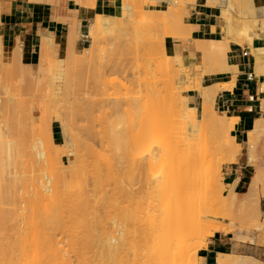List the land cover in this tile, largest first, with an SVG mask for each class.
Listing matches in <instances>:
<instances>
[{
	"label": "rangeland",
	"instance_id": "obj_1",
	"mask_svg": "<svg viewBox=\"0 0 264 264\" xmlns=\"http://www.w3.org/2000/svg\"><path fill=\"white\" fill-rule=\"evenodd\" d=\"M79 1L91 6L94 5V0ZM147 1L152 0H123L122 14L118 17L97 15L88 25L86 37L90 41L89 45L79 52H76L73 41V34L75 35V32L70 34L69 39L72 41H68V44H66L65 52H59L57 50V45L54 46L56 48H52L53 50H56V53L53 50H49L48 46L46 47L45 39L42 38V48L40 51H42L43 53H45L46 50L52 51L51 53L48 52L49 54L47 58H49L50 56L49 60L52 61L51 64H53L54 66L52 68V72L54 70V75L52 74V72H50L40 76V79L38 78L40 80V82L38 81L39 84L35 82L34 76L32 77L30 75L31 72L28 69L29 67H27V65H23L25 63L21 61V56L18 57L17 53L8 52V50L5 49L3 45H1L2 43L0 41V48H2L0 49V83L3 84L5 81L3 86H1L2 84H0V106L3 105L2 103H6L9 104L10 109L13 108L11 109V112L14 116H16L14 118H17L19 120L20 124H16H18V127L20 125L21 128H19L22 129V131L20 129L19 130L21 134L24 135L20 136V132L18 131H10L11 129L9 128V124L3 121L5 120L3 119L5 114L3 109L4 107L1 106L0 109L2 108L3 111H1L2 109L0 110V121H3L4 125L3 122H1L0 126L3 125L4 127L2 126L0 131H2L5 135L2 134L3 136L0 137V141L4 138L6 142L10 141V143L12 142V145L14 144L13 148L15 145L17 146V148H14L16 150H13V152L16 151V153H14V156L13 154H10L15 157V160L9 161L11 164L7 162L8 166L5 161L7 167L5 166V174L3 173L5 176L3 177L4 182H14V188L9 195L10 199L13 202H10L12 205H7L8 202L4 201L2 202L3 204L1 203L0 205L3 209L6 207L7 210L6 208L5 210H9L8 212H10V210H15V212H13L7 218L5 228L0 232L1 242L4 244L15 243L17 245H20V243H22L21 239L23 241L26 238L25 240L29 241V236L31 242V239H36V242L38 240L37 244L40 243L42 245L41 247L40 244L38 246L36 245L38 247V250L36 249L35 252H38L37 255L39 256H37L36 253L33 254L29 252L28 249H26L27 253L29 252L28 257L26 255V252H24L25 249L23 247L26 248L25 245L21 246V248L24 249H22L23 252H21V248L19 246H11L10 249L12 247H14V249L12 250L13 252L10 250L9 254L13 253L11 255V259L13 257V259L16 261L14 263V261L12 260L14 264H33V262H35L37 259L39 262H36L40 264H202L203 249L207 244L208 238L211 237L215 232H236L239 234L243 229H251L260 230L264 234V211H261V205L264 209V173L258 188L253 191L246 190L249 185L250 179H252L254 174L258 171L256 170V166L257 168L258 166L260 168V171L258 172L261 173L262 171H264V160H262L264 159V133L257 137L255 135H249L247 143L249 140V145L252 146V150H257L253 151L255 164H250L245 167V172L240 175L242 177L241 179H239L238 173L232 176L234 179L239 180L238 186L236 187V190L239 192L234 190L236 181L230 183L231 189L229 190V184H225L226 178H228V176L230 175L228 165L230 162L234 161V154H237V152L234 151V133L231 124L229 127L230 129H225L226 126H223L225 129H223V133L225 136L219 130L221 132H219V134H222L224 136L223 138L226 137L224 139L225 141H227L225 142L226 146L225 149L223 147L224 150H222L225 152L226 148L228 149L229 153H227L228 155L226 157H228L229 159H224L223 157L225 156H222L221 153H218L217 156L213 154L215 156L214 159L211 158L212 156L208 157V159L211 158L212 161L207 167H203V169L200 168V173L203 174L199 175L201 176V183L199 182L200 185L198 186V183L195 182L197 183L196 185L198 186V188L193 190L190 189V186H186L185 188L188 187L189 189H183L182 194L187 196L186 198H188V202L184 201L187 203L182 204V207H190L189 209L187 208V210L185 209V215L182 217V219L181 217H177L178 219L176 218L172 221V223H170L169 226L172 227L167 226L165 230V227H161L163 231L166 232L165 233L159 226L161 217L155 218L153 216L155 212L159 211H156V207L158 206L155 207V205H158L157 203H159V201L161 200L160 196H162V198L164 199V197H166V194L168 195L169 192H171L169 190L174 189L171 186V182L185 173L184 165L176 164L177 159L180 158L179 154L185 151V145H176L173 147H166L158 151H153L155 145L164 142L169 134L167 132H159L153 138H150L148 134L151 125H153V123L151 122L153 120V117L154 122L155 118L156 120L160 118V122H163L161 121L162 118L159 117L158 113H156V111H163L160 107L163 105L159 104L160 97L158 95H160L161 91L162 93L163 91H165L163 89H158L164 81L163 80L160 82L159 78H165L166 76L161 77L164 76L161 74H168L166 69L167 67L169 68L171 66L170 63H165L164 66L167 67H164L166 68L164 69L162 68L163 64L158 62H162L163 58L165 57V61L163 60V62H168L170 61L169 59H171V61L173 60L174 63L172 66H177V61L174 62V58L172 59V57H175L179 53L168 52V50L165 48V39L169 38L170 36H174L172 34L176 33L175 31H177L178 28L180 29L179 26L178 28L175 27L179 25L178 20L181 17V12L179 11L180 5L186 3L187 1L193 0H166L168 2L167 8L150 10L145 14L143 12V5ZM247 1H251L249 4H253V9L249 8L246 5ZM219 2L221 6V16L225 23V31L231 39H235L240 42L247 41L249 44H252V42L248 40V33L253 32L256 36L264 34V25L260 21L264 18V3L255 4L254 0H219ZM165 10H167V17L164 16ZM251 10H255L256 15L254 16L258 17V20L260 21L258 23L259 26H252L251 23L255 22H252L253 12H250ZM177 11L180 12V14ZM153 13L156 15H154ZM229 13L231 15L234 14L232 15V19L231 16H229ZM177 14H179L180 16H177ZM154 16H158V18H155ZM163 16L164 18H167L169 22L165 19L163 20ZM227 16H229V19L232 20V22L229 21V25L234 24L231 25L232 27H228L227 25ZM177 17L179 19H177ZM152 18L157 20H154ZM108 19L116 22L114 25V30L104 35L97 34L98 37H96V33L92 34L94 26L93 22L95 20L101 21L103 24H105ZM150 19L152 21L154 20V24L152 21H150ZM233 20L235 23L233 22ZM149 21L150 23H148ZM163 21L169 23V29H166V26L168 25L166 23H163ZM155 25L157 26L156 28L154 27ZM170 28L175 29H173L174 33L172 30H170ZM164 29H166V31L168 30V32H165L166 34H164V32H161ZM155 32H157L158 35ZM159 33L163 34H161L160 36ZM180 33L178 34L180 35ZM71 36L72 38H70ZM157 38L160 39L158 40ZM155 39L158 41H156ZM154 40L156 41V43ZM69 42L71 44H69ZM152 44L153 49L151 48ZM158 44L161 45L160 49H163V53L160 54L161 56L158 53L156 55L154 54L156 57L153 56L152 59L150 54L153 55V52L149 53L147 51L150 48L153 51L156 48H154V46L156 45L158 47ZM260 48L262 50V57H264V48ZM252 49H254L253 51H255V48ZM115 51H117L116 54H114ZM157 55L159 56L157 57ZM206 58L207 61H209V57ZM151 61L156 62L155 65L157 63L158 66L162 65L159 68L164 69L165 72H160V74L159 71H157L158 68L153 67L154 63H151ZM207 61H203V63H209ZM65 64L69 65L72 68L71 69L70 67H68V70H70V72L66 69ZM56 65L57 67H62L61 69L62 71H64H59V68H57ZM102 65L104 67H101ZM205 66L206 65H192V68H194V70L195 68H197L196 73L193 72V69H191L192 73L195 74H192V76H194V84L198 83L199 85H205L212 82V88L217 90V93L220 90L229 89L225 87L228 82L214 83V81H209V77H206L208 75L205 76V73H213L211 67L212 65H210V67ZM54 68H56L58 71ZM23 70L27 72L29 71V75L27 73L26 74L31 77H28L25 74V71L23 72ZM174 70L170 71L169 73H174ZM14 71L17 75L14 73ZM56 72H59L58 74L61 75V77L60 75L58 77L61 78L63 83H60L62 82L60 79H58L59 81L56 79ZM152 72L156 73L154 74ZM158 73L159 75H161L159 76V78ZM170 75L171 74H169V76ZM51 76L52 80L50 79ZM169 76L167 78H169ZM65 77L70 80L69 81L67 79V81H69L70 83L66 81ZM173 78L175 79L176 76ZM118 79H120V81ZM176 79L175 81L176 83L178 81V85L173 81V87L177 86L176 88H178V90L174 88L175 91L179 92V90H181V92L179 93H183L186 95L188 90H191V92H193L200 100L197 88L193 87L189 89H183L185 87H188V83L184 84L183 81H180L179 78L178 80ZM64 80L66 82H64ZM170 80L171 78L169 79V81H167L169 82V84L171 82ZM203 80H205V82H203ZM165 83L166 82H164V84ZM179 83L181 85H179ZM60 85H63V87L61 88ZM181 86L183 87L182 89L180 88ZM2 87L4 88V90ZM57 87L59 88L55 89ZM167 87L169 86H165V88ZM32 89L34 91H32ZM155 89L159 90V92H156ZM57 90H61V92ZM171 90L172 88L170 90H166V93H168L167 91L171 92ZM172 91L174 93V90ZM178 92L176 93L178 94ZM3 93H5V95ZM162 95L166 96L165 93ZM149 96L153 99L149 98ZM148 98L152 103L147 101L149 100ZM109 100H111L113 104L114 102H118V107H114L115 109H112L111 107L116 104L113 105L111 101L108 102ZM167 100L168 99H166V101ZM150 104L154 106L157 105L156 107L159 106L160 108L156 110L157 108H154L153 106L154 110L151 109L152 113H144L145 109L149 110L146 105L148 107H151L152 105ZM167 104L166 106H168ZM190 105H195L196 107L198 105L197 111H201V100L199 103L196 101ZM129 109L131 111L135 109V117L134 115H131L134 113L130 114V112H128ZM140 109L142 111H139ZM112 110H116L114 111V113H117L115 114L117 115V117L120 116L119 120L115 117ZM111 111L113 113L111 114L112 116H110ZM216 111L217 113H221L220 111H218V109ZM167 112L170 116L169 111ZM199 112L198 115H200ZM155 113L157 114V117ZM163 113L161 115H163ZM129 114L131 116H129ZM171 115L173 116V113ZM106 117H108L107 120L109 118L115 117L116 119L114 120L119 121V125L122 124L120 126L121 129L123 127L122 135L125 136L122 137V140L124 142H121L123 144L121 145V156L118 163L119 169L117 167L116 176H111V173H109L110 176L107 175L109 178H106L107 176L100 178L99 176L97 177L95 175H91L95 179H93V177L89 175L76 176L73 173V170H77L76 166H80L79 163L82 158H86L87 160L91 159L94 162L93 163L90 160L93 164H95L94 159L96 158L95 160H99V164L101 163L102 160L100 156L93 153L90 154L92 150L87 151L86 146L90 144L96 150L98 148H101L99 144L100 136L98 132L101 131L103 120H105ZM128 117H130L131 120H129L130 118ZM50 119L52 120L49 121ZM229 121L231 120H228L227 122L229 123ZM106 122L108 121H105V123ZM127 122H130V125L127 124ZM158 122L156 123L159 124ZM109 123L110 121L108 122V124ZM224 123L225 122H223L222 125H226ZM217 124L218 123H216L215 126H217ZM103 125L107 124L103 123ZM126 125H132L133 129L130 130L131 128H127ZM222 125L220 126L222 127ZM125 128L131 131V134H129L131 139L129 138V136L127 137L126 132L128 130ZM2 129H5V131H3ZM91 129L95 133L90 132L89 130ZM12 132L16 133L14 134ZM17 132L18 135L16 136ZM209 132L210 131H208V135L211 134ZM217 132L218 131H216L215 133ZM31 133H33V135H30ZM52 133L54 138L52 136ZM217 134H215L214 136H216ZM48 135H51L50 137L52 142L48 141L50 140V138H48ZM133 135L135 136V139H133ZM5 136H7L8 138H6ZM13 136L17 138H14ZM18 136L22 138L20 139V137L18 138ZM32 136H40L47 141L48 145H53V148L49 146L50 149L48 150H53L51 154H55L54 157L57 162H55V164L52 163L54 166L51 165V168H56H54L55 170L48 168L50 166L47 162H44L45 160L40 161V159H36L32 156V152L30 153V151L33 150L32 148H29L31 146L27 147V145H29V141L27 142V144L24 140H22L24 138H28L30 140L32 139ZM210 137L211 136H208V138ZM19 139L20 142L22 140L26 144L25 145L23 143L25 145L23 146L25 148V151L22 148L23 151L21 152H24L22 154L20 152L17 153L18 151L22 150L20 146L21 143L17 141ZM219 139H221V136ZM209 141L207 143H211ZM16 142L18 144L20 143V147L18 146V144H16ZM251 142L254 143L252 144ZM221 143L218 144L221 145ZM218 144L217 146L219 148L220 146ZM209 145L210 144H208V146ZM18 147L20 150L18 149ZM209 147H207L206 149H208ZM26 148H29L30 150ZM239 148L240 151L242 150L243 152H246V146H239ZM214 150L216 151V147L214 148ZM27 152H29V154ZM102 152L105 151L103 150ZM216 152H218V150ZM24 154L27 155L25 156ZM149 155H151V158H149ZM208 155H210V153H208ZM91 156H93L94 158ZM19 157H22V161L21 159H18ZM5 158L7 159V157H4V160H6ZM11 159L9 158V160ZM16 159H18L19 163H17L18 161H16ZM86 159L84 160L86 161ZM90 161L86 162L90 163ZM42 162L44 165H46V167L42 164ZM102 163H104V160ZM99 164L98 168L96 167V170H100L99 167L101 166V164L100 166ZM105 164L106 163L102 165L104 166ZM94 166H97V163ZM106 167L107 166H104V168ZM96 170L94 172H96ZM101 171H103V168L102 170H100V172ZM30 172L35 173L30 174ZM104 172L105 170L103 171V173ZM96 175H100V173ZM57 176H59L58 181L55 180L56 178H58ZM96 177L98 182L97 184L94 183L95 181H92L96 180ZM99 178L101 181H99ZM42 179H47L46 181H50L45 183L46 181H43ZM218 179L223 181L225 186L219 185ZM42 182L49 186L51 185L52 187L53 185L55 187L58 186L54 188V193H51V195L45 200H40L35 196V192H37V188L39 186L41 187V185L43 184ZM57 182L59 184L56 185ZM100 182H102V186H99ZM33 183H35V185ZM38 183H40V185ZM91 184H96V186L100 187L101 190H97L96 186H94L95 189L92 190L93 185L91 186ZM90 186L91 188H87L88 190L86 189L87 191H85L86 193H84L83 189ZM192 186L193 185H191V187ZM163 191H168V193L163 194ZM163 214H165V212L162 213L161 216H163ZM156 216L160 215L158 214ZM31 218H34L33 222H36V225L38 224L37 226L33 225L35 223H30V221H32ZM39 219L41 220V222ZM47 219L49 221L45 222ZM178 224L181 226H179ZM174 225H177L179 228L182 227V230H171V228H175ZM34 226L37 227V230ZM169 229L170 231L167 234ZM34 230L36 231L35 234ZM173 232L177 234H173ZM32 233L34 235H36L37 233V235L39 236L36 238V236H34ZM30 234H32L35 238H33L32 235L31 238ZM50 236L51 238H48ZM53 236L54 238H57V241L53 238ZM111 237H113L116 242H113L115 248L110 252L107 248V245L109 244L108 242ZM160 238H162L163 241H161ZM250 239L252 240L251 237ZM30 241H25L24 243L28 246L31 244ZM158 241L163 242L162 244L165 245L162 247L157 245L160 244ZM55 243H57L59 249L62 246L59 250L60 252H58V247ZM98 246L100 248H98ZM28 247L30 248L29 250L32 251L33 247L31 245ZM52 247L57 248V250L56 248H54L53 253L51 251L53 249ZM62 248L64 251L62 250ZM55 251H57L55 255L60 253V258L58 255V259L54 256ZM42 252L44 254L43 257ZM23 253L26 256H23ZM32 254L34 256H30ZM237 256L241 260H243V263L240 262V260L239 262L232 260V262L228 264H255V259L252 257L242 255ZM234 258H236V255L234 256ZM28 259H30L31 263L30 261H28ZM52 260H54V262ZM0 264H5L3 263L2 257H0Z\"/></svg>",
	"mask_w": 264,
	"mask_h": 264
},
{
	"label": "bare ground",
	"instance_id": "obj_2",
	"mask_svg": "<svg viewBox=\"0 0 264 264\" xmlns=\"http://www.w3.org/2000/svg\"><path fill=\"white\" fill-rule=\"evenodd\" d=\"M95 1V0H94ZM94 1H93V3H94ZM251 1H247L246 2V5L249 7V8H251V9H253L252 7H253V4H249ZM125 6H128V5H125ZM139 7V6H138ZM167 10H165V15L164 16H168L167 15V12H166ZM180 12H181V10H179ZM215 11V10H214ZM146 12V11H145ZM178 12V11H177ZM180 12H178L179 14H180ZM250 12H253L252 13V15H253V20H252V22H255V23H251L252 24V26L253 25H256V26H259L258 25V23L261 21V23L264 25V18L262 19V20H258V17H256V16H254V15H256V12H255V10H251ZM176 13V12H175ZM150 14V13H149ZM154 14V13H153ZM179 14H177V16H180ZM230 14V13H229ZM145 15V14H144ZM152 15V14H151ZM154 15H156V14H154ZM183 15V14H182ZM189 15V14H188ZM227 15H228V13H227ZM232 15H234V14H232ZM231 14L229 15V16H231V19L233 18V16H232ZM161 16V15H160ZM164 16H163V20L165 19L166 21H168L169 22V20H167V18H164ZM229 16H227V18L226 19H228L227 21H228V23H227V25H228V27L229 26H231V25H234V24H231V25H229V21H231L232 22V20H230L229 19ZM62 17V16H61ZM155 18H158V16H154ZM149 18V17H148ZM152 19H154V18H152ZM169 19V18H168ZM171 19V18H170ZM177 19H179L178 17H177ZM181 19V18H180ZM148 20V19H147ZM154 20H157V19H154ZM154 20L152 21L151 19H150V21H152L153 22V24H154ZM150 21L148 22V23H150ZM166 21H163V23H166L167 25L169 24L168 22H166ZM179 21V20H178ZM178 21H176V22H178ZM181 22V21H180ZM233 22H234V20H233ZM94 26H93V32H92V34H94V33H96L95 35H96V37H98V35H104V34H107V33H109V32H111L112 30H114V25H115V23L116 22H113L112 20H110V19H108L107 21H106V23L105 24H103L101 21H98V20H95L94 22ZM156 23V22H155ZM192 23V22H191ZM235 23V22H234ZM257 23V24H256ZM157 24V23H156ZM177 24V23H176ZM173 25V24H172ZM191 25V24H190ZM175 26V25H174ZM178 26H180V25H177V26H175V27H177L178 28ZM181 26H183V25H181ZM155 28L157 27L156 25L154 26ZM164 27H165V25H164ZM167 28L166 29H169V25L168 26H166ZM171 27V26H170ZM174 27V28H175ZM197 26H195V28H196ZM232 27V26H231ZM153 28V27H152ZM151 28V29H152ZM173 28V29H174ZM150 29V28H149ZM158 29V28H157ZM166 29H164L163 31H161V32H164V34H166L165 32H168V30L166 31ZM173 29H171L170 28V30H172L173 31V33H174V30ZM198 29V28H197ZM154 30V29H153ZM48 31V30H47ZM148 31V30H147ZM150 32V31H149ZM152 32V31H151ZM176 33H174V34H172V35H174V36H178L179 34L178 33H180V29L178 28V30L177 31H175ZM188 32V31H187ZM187 32H182V33H187ZM49 33V32H48ZM50 33H52V32H50ZM157 35H158V33L157 32H155ZM72 34V33H71ZM98 34V35H97ZM112 34V33H111ZM161 34H163V33H161ZM161 34L159 33V35L161 36ZM178 34V35H177ZM181 34V33H180ZM223 35H225L224 33H223ZM43 36V35H42ZM93 36V35H92ZM164 36V35H163ZM179 36H181V35H179ZM184 36V35H183ZM94 37V36H93ZM222 37V36H221ZM225 37H226V35H225ZM247 37H248V40L250 41V42H252L253 41V39L255 38V37H257L253 32H250V33H248L247 34ZM1 38V37H0ZM70 38H72V36L70 37ZM223 38V37H222ZM43 39H45V42H46V47L48 46V48H49V50H53L54 48H56V47H54V46H56L57 44H55V41H54V39L52 38V37H48V36H43ZM158 39V38H157ZM160 39V38H159ZM158 39V40H159ZM17 40V39H16ZM156 40V39H155ZM154 40V41H155ZM158 40H156V41H158ZM0 41H1V39H0ZM69 41H72V40H70L69 39ZM156 41H155V43H156ZM195 41H197V40H195ZM201 41V40H200ZM206 42H207V40H205ZM224 40H220V41H211V42H208V43H206V42H204V43H202V44H198V43H196V47H195V52H202V54H204V56H206V57H209L208 58V60L209 61H207V62H209V63H206V66L207 67H210V65H212L211 67H212V71H213V73L215 72V71H222V70H227V71H229V70H233L234 72H235V66L234 65H230V64H227L226 63V61H225V47H224V42H223ZM226 41V40H225ZM160 42V41H159ZM158 42V43H159ZM200 43V42H199ZM228 43V42H227ZM1 44V43H0ZM68 44V43H67ZM69 44H71L70 42H69ZM198 44V45H197ZM2 45V44H1ZM21 45V44H20ZM31 45V44H30ZM228 45V44H227ZM151 46V45H150ZM160 46L161 45H159L158 44V47L155 45L154 46V48L156 49V52H155V49L152 51L151 50V48L153 49V44H152V47L147 51V52H153L152 54L153 55H151L150 54V56H151V58L154 56V57H156L155 55L158 53L159 55L160 54H162L163 53V49H160ZM229 46V45H228ZM1 47V46H0ZM17 47V46H16ZM58 47V46H57ZM41 48H42V46L40 47V50H41ZM51 48V49H50ZM53 48V49H52ZM162 48V47H161ZM252 48H255V51H254V53L256 54V57H257V59L258 58H261L262 57V50H261V48L260 47H252ZM0 49H2V48H0ZM21 49V48H20ZM18 50V49H17ZM35 50V49H34ZM162 52H161V51ZM252 50H254V49H252ZM2 51V50H1ZM19 51V50H18ZM54 52L56 51V50H53ZM34 52V51H33ZM48 52H52V51H45V53H43L42 51H40L39 52V60H37L35 63H26V62H24L25 64H23V65H27V67H29L28 69L30 70V72L28 71H25V70H23V72L25 71V74L27 73H30V75L33 77L34 76V80H35V82L37 83V84H39L38 83V81L40 82V76H42V75H45V74H47V73H50V72H52V68L54 67L53 66V64H51V62L52 61H50L49 60V58H50V56H49V58H47V56H48ZM116 52L117 51H115V53L114 54H116ZM188 52V51H187ZM1 53V52H0ZM56 53V52H55ZM17 54H18V57L19 56H21L22 57V55H23V53L21 52V51H19V52H17ZM113 54V55H114ZM155 54V55H154ZM165 54V53H164ZM227 54V53H226ZM14 55V54H13ZM55 55V54H54ZM159 55H157V57L159 56ZM15 56V55H14ZM115 56H117V55H115ZM161 56V55H160ZM163 56H165V55H163ZM181 55L180 54H177L175 57H172V59L174 58V62L175 61H177V66L174 68L172 65L174 64L173 63V60L171 61V59H169L170 61H168V62H163V60L165 61V57L163 58V60H162V62H158V63H162L163 64V67L162 68H164V67H167V66H164L165 65V63L167 64V63H170L171 64V66L170 65H168V66H170L169 68L167 67V69L166 68H164V69H166L167 70V73L168 74H166V73H163V74H161L160 72H165V70L164 69H162V68H159V67H161L162 65H155V63L156 62H152L151 61V63H154V65H153V67H157V68H155V69H157V71H159V73L161 74V75H164V76H161V75H159V73H158V78H159V76H161V77H165V78H162V79H160L159 78V81L161 82V81H163L162 83L164 84V82H166L163 86L161 85L158 89H160V90H165V91H163V93H162V91L160 92V95H158L159 97H160V99H159V104H161V105H163V106H160L161 107V109L163 110V111H156V110H158V108H160L159 106L158 107H156L157 105H152V104H150V105H152L151 107H148L147 105H146V107L149 109V110H146L145 109V111H144V113L146 112H149V114H150V112H151V109H153V106H154V108L156 107L157 109L155 110L156 111V113H158V115H159V117H161L162 119H161V121H163L162 123L160 122V118L158 119V120H156V118H155V122L153 121L154 120V117H153V120L151 121L152 123H153V125H151V128H150V130H149V134H148V136L150 137V138H153L156 134H158L159 132H167L168 134H169V136L167 137V139L164 141V142H162V143H158V144H156L155 145V148L153 149V151H158V150H160V149H163V148H168V147H173V146H176V145H185V151L184 152H181L179 155H180V158L179 159H177V162H176V164H178V165H184V169H185V173L184 174H182L180 177H178L176 180H173L172 182H171V186L174 188V189H171V190H169V191H171V192H169V194L167 195L166 193H168V191H163V194H166V197H164V199L162 198V196H160V201H159V203H157L158 205H155V207L156 206H158V207H156V211H158V212H155V213H157V214H153V216L155 217V218H158V217H161V220H160V222H159V226H160V228L161 227H165L164 228V230L167 228V226H169L170 225V223H172V221L173 220H175L177 217L179 218V217H181V219H182V217L185 215L184 213H185V211L187 210V208L189 209V207H182V204H185V203H187L188 202V198H186L187 196H185V195H183L182 194V192H183V189L186 187V186H190V189H193V190H195V189H197L198 188V186L200 185V183H201V176H199V175H202L203 173H200V168L201 169H203V167L205 168V167H207L210 163H211V158H215V156H217V154L218 153H221L222 154V156H225V157H223L224 159H227L228 157H226L228 154L227 153H229L228 152V149L226 148V150H225V152L223 151L224 149H225V146H226V144H225V142H227V141H225L224 139L226 138H223L225 135H224V133H223V131L225 130V129H230L229 127H230V124H231V127L233 128V122H234V120H235V118L234 117H232V116H229L226 112H221V113H217V106H216V96H217V90H215V89H213L212 88V82H210V83H208V84H202V85H199L198 83L197 84H194L193 83V77L194 76H192V74H194V73H192V70L191 69H193V72H195L196 73V71H197V68H195V70H194V68H192V66H186V65H184L183 64V62H182V58L180 57ZM184 56V55H183ZM203 56V57H204ZM112 57V56H111ZM114 57V56H113ZM167 57V56H166ZM171 57V56H170ZM1 58V57H0ZM153 59V58H152ZM158 59V58H157ZM156 59V60H157ZM168 59V58H167ZM206 60H207V58H205ZM205 59H203V60H205ZM1 60V59H0ZM17 60V59H16ZM52 60V59H51ZM151 60V59H150ZM206 60H205V62H206ZM109 61H110V59H109ZM154 61V60H153ZM108 62V61H107ZM205 62L202 64V65H204L205 64ZM210 62H212V63H210ZM20 63V62H19ZM18 63V64H19ZM2 64V63H1ZM67 64V63H66ZM65 64V67H66V69L68 70L69 68L68 67H70L69 65H66ZM100 64V63H99ZM208 64H210V65H208ZM20 65V64H19ZM18 65V66H19ZM22 66V65H21ZM60 66V65H59ZM64 66V65H63ZM205 66V67H206ZM56 67H57V65H56ZM65 67H63V68H65ZM97 67V66H96ZM101 67H104L103 65L101 66ZM116 67V66H115ZM174 69H176V70H174ZM57 68H59V71H62V67H57ZM71 68V67H70ZM27 69V68H26ZM54 69H56V68H54ZM61 69V70H60ZM72 69V68H71ZM75 69V68H74ZM116 69V68H115ZM155 69H154V71H155ZM160 69V70H159ZM162 69V70H161ZM199 69V68H198ZM22 70V69H21ZM57 70V69H56ZM78 70V69H77ZM152 70V69H151ZM174 70V73H169L170 71H173ZM58 71V70H57ZM64 71V70H63ZM62 71V72H63ZM69 72H70V70H68ZM67 71V72H68ZM76 71V70H75ZM102 71V70H101ZM118 71V70H117ZM147 71V70H146ZM53 72H54V70H53ZM52 72V74L54 75V73ZM61 72V73H62ZM71 72H72V70H71ZM74 72V71H73ZM203 72V71H202ZM14 73H15V71H14ZM19 73V72H18ZM21 73V72H20ZM59 72H56L55 74L57 75V80L58 79H60L61 80V75L60 74H58ZM147 73V72H146ZM152 73H156V72H152ZM16 74V73H15ZM25 74H23V75H25ZM26 74V75H27ZM74 74V73H73ZM169 74H171L170 76H169ZM174 74V75H173ZM205 74H207V73H205ZM208 74H210L209 72H208ZM17 75V74H16ZM29 75V74H28ZM27 75V76H28ZM50 75V74H49ZM52 75V76H53ZM55 75V76H56ZM60 75V77H58ZM195 75V74H194ZM223 75V74H222ZM13 76H14V74H13ZM20 76V75H19ZM18 76V77H19ZM31 76H28V77H31ZM52 76H51V80H52ZM63 76V75H62ZM156 76V75H155ZM154 76V77H155ZM169 76V78H167ZM176 76V80H178V78L180 79V81L182 80L183 81V83L185 84V83H188V87H185V88H183L182 86L184 85H182L180 88L182 89H189V88H193V87H195V88H197V90H198V95H199V97H200V100H201V111L199 112V111H197V107L195 106V105H190L189 103H188V97H187V95H185V94H183V93H179V92H181V90H179V92L178 91H175V89L176 90H178V88H176V87H173L174 86V83L175 84H177L178 83V81H177V83H176V81H175V79L173 78V77H175ZM27 77V78H28ZM223 77V76H222ZM39 78V79H38ZM64 78V77H63ZM146 78H147V75H146ZM145 78V79H146ZM153 78V77H152ZM158 78H157V80H158ZM171 78V82H170V84H169V82H167V81H169V79ZM24 79V78H23ZM31 79V78H30ZM36 79H37V81H36ZM44 79V78H43ZM65 79H66V81H67V77H65ZM81 79V78H80ZM155 79V78H154ZM165 79H166V81H165ZM168 79V80H167ZM174 79V80H173ZM4 80V79H3ZM2 80V81H3ZM28 80V79H27ZM33 80V79H32ZM50 80V81H51ZM69 80V79H68ZM73 80V79H72ZM119 81H120V79H118ZM156 80V81H157ZM42 81V80H41ZM55 81V80H54ZM59 81V80H58ZM62 81V80H61ZM65 80H64V82H66ZM70 81V80H69ZM69 81H67V82H69ZM155 81V82H156ZM173 81H174V83H173ZM28 82H30V81H28ZM52 82V81H51ZM215 82H217V81H214V83ZM4 83H5V81H4ZM3 83V84H4ZM48 83V82H47ZM46 83V84H47ZM60 83H63V81L62 82H60ZM70 83V82H69ZM68 83V84H69ZM220 83V82H219ZM0 84H2V83H0ZM3 84L1 85V86H3ZM33 84V83H32ZM35 84V83H34ZM64 84H66V83H64ZM63 84V85H64ZM121 84V83H120ZM168 84V85H167ZM172 84V85H171ZM211 84V85H210ZM63 85H60L61 86V88L63 87ZM159 85V84H158ZM178 85V84H177ZM179 85H181L180 83H179ZM209 85H210V88H212V89H210L209 88ZM232 85H233V81L232 82H228V84H226L225 85V87H227V88H231L232 87ZM67 86V85H66ZM165 86H169V87H167V88H169V89H167V88H165ZM37 87V86H36ZM54 87H56V86H54ZM53 87V88H54ZM158 87V86H157ZM172 88V90H174V93H173V91L171 90V92L170 91H167L168 93H166V90H170L171 88ZM3 88V87H2ZM32 88V87H31ZM59 87H57V88H55V89H58ZM175 88V89H174ZM3 90H4V88H3ZM8 90V89H7ZM31 90V89H30ZM63 90V89H62ZM118 90V89H117ZM156 90V92H159V90H157V89H155ZM195 90V89H194ZM32 91H34L33 89H32ZM57 91H59V90H57ZM216 91V92H215ZM4 92V91H3ZM8 92V91H7ZM59 92H61V90L59 91ZM169 92H170V94H169ZM176 92H178V94L176 93ZM166 94V96H164V95H162V94ZM4 95H5V93H3ZM9 94V93H8ZM153 94V93H152ZM179 94H180V96H179ZM112 95V94H111ZM135 95V94H134ZM155 95H157V94H155ZM18 96V95H17ZM170 96V97H169ZM9 97V96H8ZM113 97V96H112ZM112 97H111V99H112ZM152 97H153V95H152ZM163 97H165V98H163ZM168 97V98H167ZM109 98H110V96H109ZM149 98H151L150 96H149ZM148 98V99H149ZM170 98V99H169ZM129 99V98H128ZM151 99H153V98H151ZM162 99H164V100H162ZM166 99H168L167 101H166ZM118 100V99H117ZM160 100H161V102H160ZM200 100H199V102H200ZM7 101V100H6ZM111 100H109L108 102H110ZM114 101H115V99H114ZM148 102H151L150 101V99L149 100H147ZM147 101H146V103H147ZM164 101H166V102H164ZM9 102V101H8ZM7 102V103H8ZM112 102V101H111ZM152 103V102H151ZM158 103V102H157ZM156 103V104H157ZM1 104V103H0ZM3 105H1V106H3L4 108V117H3V115H2V117H3V119H5V120H3L5 123H8L9 124V128L11 129H9L10 131H18V132H20V130L22 131V129H20L21 127H20V125H19V127L17 126L18 124H16V123H19V120L17 119V118H14V117H16V116H14L13 115V113L11 112V109H13V108H9V104H4V103H2ZM112 104H113V102H112ZM111 104V105H112ZM114 104H116V105H114ZM114 106H112L111 108L113 109L114 107L116 108V107H118V102H114ZM155 104V103H154ZM166 104L168 105V106H170V107H168V106H166ZM0 106V107H1ZM163 107V108H162ZM165 107V108H164ZM169 109H168V108ZM211 107V108H210ZM114 108V109H115ZM167 108V109H166ZM2 109V108H1ZM0 109V110H1ZM3 109L1 110V111H3ZM167 110V111H169V113H170V116H172L171 114L173 113V116L172 117H170L169 116V114H168V112L167 111H165V110ZM154 110V109H153ZM1 111H0V113H1ZM6 111V112H5ZM113 111V110H112ZM112 111L110 112V116H112L111 114H113L114 113V111H116V110H114L113 111V113H112ZM135 109L134 110H130L129 109V111L128 112H130V114L131 113H134V114H131V115H134V117H135ZM137 111V110H136ZM139 111H142L141 109L139 110ZM127 112V113H128ZM163 112H167V113H163ZM198 112H199V114L200 115H198ZM152 113V112H151ZM155 113V114H156ZM163 113V115H161ZM115 114H117V113H114V115ZM129 114V116H131ZM154 114V115H155ZM167 114V115H166ZM113 115V116H114ZM148 115V114H147ZM165 115V116H164ZM109 116V117H110ZM164 116V117H163ZM168 116V117H167ZM115 117L119 120L120 118V116H118L117 117V115H115ZM109 118L108 120H107V118L108 117H106L105 118V120H103V123L104 124H107V125H103V123H102V129H101V131H99L98 132V134H99V138H100V141H99V144H100V146H101V148H98V149H100V150H104L105 152H102V151H100V150H96L92 145H88V146H86V149H87V151H91V153L90 154H95V155H99L100 156V158H101V166H100V164H99V160L97 161V160H95L94 159V161H95V164H93V163H91V161L90 160H87L86 158H84V159H86V161H90V163H91V165H90V163L89 162H86L83 158L80 160V166H76L77 167V170H73V173L76 175V176H91V175H95V176H99L100 178L101 177H106L107 175L108 176H110L109 175V173H111V176L113 175L114 177L116 176V172H117V167H118V169H119V165H118V163H119V159H120V153H121V145L123 144V143H121V142H124L122 139V137H125L124 135H122V133H123V127H122V129H121V125H119L120 123H119V121H117V120H114V119H116V118ZM156 117H157V114H156ZM166 117V118H165ZM128 118H130V117H128ZM128 118H127V120H128ZM16 119V120H15ZM112 119V120H111ZM152 119V118H151ZM166 119V120H165ZM52 119H50L49 121H51ZM56 120V119H55ZM129 120H131V118L129 119ZM133 120V119H132ZM228 120H231V121H229V123L227 122ZM3 121H0V123L1 122H3ZM18 121V122H17ZM105 121H110V123L108 124V122H106L105 123ZM159 121V122H158ZM4 122H3V125H4ZM21 122V121H20ZM44 122H47V121H44ZM130 122H133V121H130ZM129 122V123H130ZM156 122H158L159 124H157ZM223 122H225L224 124H226V125H222V123ZM227 122V123H226ZM232 122V123H231ZM128 122H127V124H129ZM156 123V124H155ZM216 123H218L217 124V126H215V124ZM20 124V123H19ZM229 124V125H228ZM1 125V124H0ZM2 125V126H3ZM130 125V124H129ZM127 126V128L128 127H130L131 129L130 130H132L133 128H132V125L131 126ZM220 125H222V127L220 126ZM228 125V126H227ZM2 126H0V129H1V127ZM220 126V127H219ZM226 126V128L224 129V127ZM4 127V126H3ZM124 127H125V125H124ZM215 127V128H214ZM127 128H125V129H127ZM214 128V129H213ZM217 128H218V130H217ZM221 128V129H220ZM5 129H8V128H5ZM5 129L3 130V131H5ZM20 129V130H19ZM216 129V130H215ZM224 129V130H223ZM128 130V129H127ZM223 133V135L222 134H219V132L220 131ZM8 131V130H7ZM41 131V130H40ZM90 132H93V130L91 129V130H89ZM124 131H126V130H124ZM208 131H210L209 133H211V134H209L208 135ZM211 131H214V132H211ZM216 131H218L217 133L221 136V139H219L220 138V136L217 134V133H215ZM18 132H17V134H16V136L18 135ZM42 132V131H41ZM220 132V133H221ZM6 133V132H5ZM12 133H16V132H12ZM34 133V132H33ZM33 133H31L30 135H33ZM40 133V132H39ZM38 133V134H39ZM93 133H95V132H93ZM127 133V134H126ZM125 134L127 135V137L129 136V138H130V135L129 134H131V131H127ZM262 133H264V118H260V119H258V120H256V122H255V124H254V126H253V128L249 131V133H248V136L249 135H255L256 137L257 136H259V135H261ZM3 132L2 131H0V137L1 136H3V135H5V134H3ZM215 134H217L216 136H214ZM19 135L20 136H24L23 134H21V132L19 133ZM20 136H18V138L20 137ZM29 136V135H28ZM51 135H48V138H50V140H48V141H51V137H50ZM208 136H211L210 138H208ZM6 138H8L7 136H5ZM14 137V136H13ZM215 137V138H214ZM218 137V138H217ZM14 138H17V137H14ZM22 137H20V139H21ZM24 138V137H23ZM31 138V137H30ZM47 138V139H48ZM212 138V139H211ZM216 140V138H217V140L215 141L214 139ZM4 139V138H3ZM2 139V140H3ZM20 139L19 140H17L18 142H20ZM126 139V138H125ZM131 139V138H130ZM133 139H135V136L133 135ZM213 141V143H212V141ZM0 141V204L2 203V202H4V201H6V202H8V204L7 205H9V204H11L13 201L10 199V197H9V195H10V193H11V191H12V189L14 188V182H4V177L3 176H5L4 174H5V168L8 166V164H7V162L8 163H10L9 161H14L15 160V157H13L14 156V153H16V151L15 152H13V150H16V149H14L15 147L17 148V146L15 145L14 146V148H13V145L10 143V141H5V139L3 140V141ZM9 140V139H8ZM22 140H24L26 143L28 142L29 143V145H27V147L28 146H31V147H29L30 149L32 148V150L33 151H30V153L32 154V156L33 157H35L36 159H40V161H44V162H47L48 163V165L50 166V167H48V165H47V167L48 168H51V165H53V164H55V162H57L56 161V159H55V157H54V155H52L51 153H52V151L53 150H51V151H49L48 149H50V147L49 146H51V145H48V143H47V141L44 139V138H42V137H40V136H32V139H22ZM21 140V144H20V146H21V149L23 148L24 149V151H25V148L23 147V146H25L26 144H25V142H23ZM210 140V141H209ZM220 142H219V141ZM233 140H234V151H236L237 153H239V151H240V148H239V143L236 141V139H235V137L233 136ZM132 141H135V140H132ZM211 142V143H207V142ZM221 141H222V143H221ZM249 141V140H248ZM251 141V140H250ZM253 141V140H252ZM31 142V143H30ZM52 142V141H51ZM217 142V143H216ZM254 142H256V141H254ZM254 142H251L252 144L254 143ZM11 145V147H10V145ZM25 145H24V144ZM27 143V144H28ZM221 143V145H219V144ZM16 144H18L17 142H16ZM19 144H18V146H19ZM208 144H210L211 146H212V148H211V146L209 147L208 146ZM216 145V146H214V145ZM217 144L220 146L219 148H218V146H217ZM19 146V147H20ZM53 146V145H52ZM51 146V147H52ZM95 146V145H94ZM209 147L208 149H206L207 147ZM213 146H214V148L216 147V151L218 150V152H216L215 150H214V148H213ZM255 146V145H254ZM19 147H18V149H19ZM49 147V148H48ZM99 147V146H98ZM206 147V148H205ZM223 147H224V149H223ZM29 148H26V149H29ZM53 148V147H52ZM210 148H211V150H210ZM259 148V147H258ZM12 150V152H11V150ZM23 149L22 150H20V151H18L17 153H24V152H21V151H23ZM29 149V150H30ZM213 149V150H212ZM223 149V150H222ZM28 150V151H29ZM208 150V151H207ZM221 152H220V151ZM27 151V150H26ZM253 151H257L256 149L255 150H252V146H250L249 144H248V153H247V162L248 163H250V164H255V158H254V154H253ZM236 152H234V153H236ZM260 152V151H259ZM28 154H29V152H27ZM208 153H210V155H208ZM225 153V154H224ZM255 153V152H254ZM10 154H13V156L12 155H10ZM213 154H215V156L213 155ZM224 154V155H223ZM20 155V154H19ZM25 155V154H24ZM27 155V154H26ZM25 155V156H26ZM220 155V154H219ZM235 156L237 155V154H234ZM18 156V155H17ZM82 156V155H81ZM210 156H212L211 158H209L208 159V157H210ZM221 156V157H222ZM4 157H7V159L6 160H4ZM11 157H12V159H11ZM28 157V156H27ZM83 157V156H82ZM91 157H93V156H91ZM95 157H98V156H95ZM9 158L11 159V160H9ZM14 158V159H13ZM22 158V157H21ZM20 157L18 158L19 160L21 159ZM57 158V157H56ZM94 158V157H93ZM149 158H151V155H149ZM18 159H16V161H18ZM41 159H43V160H41ZM229 159V158H228ZM25 160H26V158H25ZM82 160H84L85 161V163H84V161H82ZM103 160H104V163H106L104 166H107L106 168H104V166L102 165V164H104V163H102L103 162ZM151 160V159H150ZM234 160H235V157H234ZM262 160H264V159H262ZM5 161H6V164H7V166H6V164H5ZM15 161V162H16ZM21 161H22V159H21ZM39 161V160H38ZM39 161V162H40ZM257 161H258V159H257ZM17 163H19V161L17 162ZM53 163V164H52ZM59 163V162H58ZM96 163H97V166H94V165H96ZM259 163V162H258ZM11 164V163H10ZM14 164V163H13ZM23 164V163H22ZM28 164V163H27ZM42 164H43V162H42ZM57 164V163H56ZM98 164H99V168H100V170H102V168H103V171L105 170V172L107 171H110V172H104L103 173V171H101L100 172V170H96L97 168H98ZM41 165V164H40ZM44 165V164H43ZM91 166V168H90V166ZM259 165V164H258ZM6 166V167H5ZM31 166V165H30ZM45 167H46V165H44ZM43 166V167H44ZM54 166V165H53ZM201 166V167H200ZM34 167V166H33ZM42 167V168H43ZM97 167V168H96ZM41 168V169H42ZM47 168V169H48ZM55 167H53V168H51V169H53V170H55L54 169ZM258 168H259V166H258ZM257 168V166H256V170H258V171H260V168L258 169ZM8 169V168H7ZM76 169V168H75ZM107 169V170H106ZM96 170V172H94ZM256 170H255V172H256ZM47 171V170H46ZM197 171H198V173H197ZM254 172L255 174H254V176L252 177V179H250V182H249V185H248V187H247V189L246 190H248V191H253V190H255L256 188H258L259 187V184H260V181H261V179H262V177H263V173H264V171H262L261 173L260 172ZM98 172V173H97ZM119 172V171H118ZM4 173V174H3ZM35 173V172H34ZM34 173H31L30 172V174H34ZM94 173H96V174H99L100 173V175H96V174H94ZM200 173V174H199ZM155 174V173H154ZM7 175V174H6ZM53 176V175H52ZM93 176H91V177H93ZM106 177V178H109V177ZM157 176V175H156ZM58 178H56L55 180H59V176H57ZM97 177H96V180H92V181H95L94 183H98L97 182ZM34 178V177H33ZM100 178H99V181H101L100 180ZM200 178V179H199ZM48 179V178H47ZM46 179V180H47ZM93 179H95L94 177H93ZM115 179V178H114ZM35 180H36V178H35ZM34 180V181H35ZM43 180V179H42ZM45 179L43 180V181H46ZM52 180V179H51ZM41 181V180H40ZM50 181V180H49ZM49 181H46L45 183H47V182H49ZM53 181V180H52ZM218 181H219V185H222V186H225L224 185V182L223 181H221L220 179H218ZM195 182H197V183H195ZM200 182V183H199ZM43 184L41 185V187H42V189H41V187L39 186H37L38 188H37V192H35V196L38 198V199H40V200H45V199H47L50 195H51V193H54V188H56V187H58V186H54L53 185V187L50 185H47V184H44V182H42ZM52 183V182H51ZM215 183H216V180H215ZM263 183V182H262ZM34 185H35V183H33ZM39 185H40V183H38ZM49 184V183H48ZM53 184V183H52ZM57 184H59L58 182L56 183V185ZM96 184L94 185V184H91V186L93 185V187H92V190L93 189H95L94 188V186H96ZM198 186H197V185ZM226 184V183H225ZM229 184V183H228ZM191 185H193L192 187H191ZM196 185V186H195ZM91 186L90 187H86V188H84L83 189V191H84V193H86L85 191H87L89 188H91ZM99 186H102V182H100V184H99ZM195 186V187H194ZM222 186H221V188H222ZM35 187V186H34ZM185 188V189H189V188ZM88 188V189H87ZM96 188H97V190L99 189V190H101V188L100 187H97L96 186ZM87 189V190H86ZM231 189V186H230V184H229V190ZM83 191H81V192H83ZM220 191H221V189H220ZM161 195V194H160ZM236 199H238V198H236ZM184 201H187V202H184ZM5 202V203H6ZM11 202V203H10ZM182 202V203H181ZM3 204V203H2ZM160 204V205H159ZM6 205V204H5ZM12 205V204H11ZM4 206V205H3ZM45 206V205H44ZM15 207V206H14ZM6 208V207H5ZM5 208L3 209L2 207H1V205H0V232H1V230H3L4 228H5V226H6V220H7V218L13 213V212H15V210H10V212H8V211H6L7 210V208H6V210H5ZM12 209H13V207H12ZM186 209V210H185ZM154 210H155V208H154ZM160 211H161V213H160ZM163 211V212H162ZM165 212V214H163V216H161V214L162 213H164ZM160 215V216H156V215ZM177 218V219H178ZM34 218H31V220L32 221H30V223L31 224H33V223H35V224H33V225H36V222H33L34 220H33ZM40 220V219H39ZM43 221H45V220H43ZM49 220L47 219L45 222H48ZM40 222H41V220H40ZM44 222V223H45ZM154 223H155V219H154ZM38 225V224H37ZM36 225V226H37ZM39 225H40V223H39ZM179 225V224H178ZM175 226V225H174ZM173 226V227H174ZM179 226H181V225H179ZM35 227V226H34ZM157 227V226H156ZM169 227H172V226H169ZM36 228V230H37V227H35ZM162 229V228H161ZM175 229H181L182 230V227L181 228H179L177 225L175 226V228L174 229H172L171 228V230H175ZM178 230V231H179ZM180 230V231H181ZM162 231H163V229H162ZM169 231H170V229L168 230V232H167V234L169 233ZM179 231V232H180ZM35 230H34V234H35ZM163 232H165V231H163ZM177 232V231H176ZM166 233V232H165ZM171 233V232H170ZM33 234V233H32ZM32 234H30V237H31V235ZM33 234V235H34ZM173 234H177V233H174L173 232ZM33 235H32V237H33ZM34 236H36V238L39 236V235H37V233H36V235H34ZM31 237V238H32ZM162 237V236H161ZM33 238H35V237H33ZM48 238H51V236L50 237H48ZM53 238H54V236H53ZM163 238V237H162ZM162 238H160L161 239V241H163L162 240ZM26 239V238H25ZM24 239V240H25ZM28 239H29V241H30V238H29V236H28ZM42 239V238H41ZM45 239V238H44ZM55 240L57 239V238H54ZM116 239V238H115ZM22 241V239H21V242L23 243H20V245L18 244H15V243H12V244H10V243H6V244H4V243H2L1 242V234H0V257H2L3 258V263H5V264H14L16 261L13 259V257H12V259H11V255L13 254L12 252V250L14 249V247L15 246H19L20 248H21V246H23V245H25L26 246V248L25 247H23L24 249H25V251L24 252H26V255H27V257L29 256L28 255V253L29 252H31V253H36L35 252V250L38 248L37 246L40 244V243H38L37 244V242H38V240H37V242H36V239H31L32 240V242H31V244L30 243H28V244H30L32 247V251L31 250H29L30 248L28 247V246H30V245H28L27 246V244H25L24 242L25 241H27V242H29L28 240H25V241ZM57 241V240H56ZM161 241H158L160 244H157V245H159V246H164L165 244H162L163 242H161ZM39 242H40V239H39ZM45 242V241H44ZM47 242V241H46ZM113 242H116V240H114V238L113 237H111V239L109 240V244L107 245L108 247V250L111 252V251H113L114 250V248H115V245H114V243ZM60 243V242H59ZM111 243H113V244H111ZM56 245H57V243H55ZM162 244V245H161ZM37 245V246H36ZM53 245V244H52ZM104 245V244H103ZM11 246H14V247H12L11 249H10V247ZM36 246V247H35ZM42 245L40 244V247H41ZM48 246V245H47ZM100 246V245H99ZM98 246V248H100ZM39 247V248H40ZM43 247H46V246H43ZM57 247H58V245H57ZM62 247V246H61ZM61 247H60V249H61ZM23 248H21V252H23L22 251V249ZM48 248H51V247H48ZM53 248V247H52ZM54 248H56V247H54ZM54 248L51 250L52 251V253H53V250H54ZM64 248V247H63ZM63 248H62V250H63ZM23 249V250H24ZM26 249H28V253H27V251H26ZM43 249V248H42ZM41 249V250H42ZM59 247H58V252H60L59 250ZM65 249V248H64ZM12 251L11 253L12 254H9L10 252L9 251ZM33 250H34V252H33ZM38 250V249H37ZM56 250H57V248H56ZM100 250V249H99ZM40 251V250H39ZM43 251V250H42ZM64 251V250H63ZM101 251V250H100ZM47 252H48V249H47ZM50 252V251H49ZM56 252L57 251H55L54 252V256L58 259V257H57V255L59 256V258L61 257L60 256V253H58L57 255H55L56 254ZM67 252V251H66ZM66 252H65V254H66ZM30 253V254H31ZM38 253V252H37ZM37 253H36V255H37ZM41 253V252H40ZM39 253V254H40ZM64 253V252H63ZM30 255V256H34V255ZM42 254H43V252H42ZM48 254V253H47ZM46 254V255H47ZM64 254V255H65ZM26 255H24V253H23V256H26ZM35 255V256H36ZM41 255V254H40ZM50 255V254H49ZM236 254H233V253H231V252H229V251H225V252H219V253H217V256H216V259H215V261H214V263L213 264H228V263H230V262H232V260H234V261H236V262H239V260H240V262H242L243 263V260H241L237 255H236V258H234V256H235ZM37 256H39V255H37ZM44 256V254L42 255V257ZM52 256V255H51ZM63 257V256H62ZM38 258V257H37ZM48 258H49V256H48ZM39 259H40V257H39ZM42 259V258H41ZM46 259V258H45ZM44 259V260H45ZM51 259H53V258H51ZM14 261V263H13V261ZM26 260V259H25ZM49 260V259H48ZM55 260V259H54ZM54 260H52L53 262H54ZM64 260V259H63ZM28 261H30V259H28ZM36 261H38V259L36 260ZM35 261V262H36ZM50 261V260H49ZM58 261V260H57ZM27 262V261H26ZM33 262V264H40V263H38V262ZM46 262H48V261H46ZM28 263V262H27ZM30 263H31V261H30ZM58 264V263H57Z\"/></svg>",
	"mask_w": 264,
	"mask_h": 264
},
{
	"label": "crops",
	"instance_id": "obj_3",
	"mask_svg": "<svg viewBox=\"0 0 264 264\" xmlns=\"http://www.w3.org/2000/svg\"><path fill=\"white\" fill-rule=\"evenodd\" d=\"M122 2L123 0H95L94 5L91 6L79 0H0L1 43L8 52L21 51L22 62L35 63L39 60L43 36L52 37L57 43V50L65 52L69 36L75 32L73 41L76 52H79L89 45L90 41L86 37L89 23L97 15L120 16ZM254 2L260 4L264 3V0H254ZM167 7L166 0L147 1L143 5V12L146 14L147 11ZM180 10L181 36H170L165 39V48L168 52H178L185 65H202L206 57L202 52H195L196 43L202 44L206 42L205 40L206 43L224 40L225 61L236 67L235 72L222 70L205 76L208 75L206 77H209V81H233L230 89L218 91L216 106L218 111L226 112L235 118L233 135L240 147L246 146V152L241 150L235 156V160L228 165L230 175L226 178V184L236 181L234 190L237 191L239 180L232 176L238 173L241 179L240 175L245 172V167L250 165L247 162L248 133L256 120L264 118V57L257 59L252 50V47L264 48V34L255 37L252 44L231 39L225 31L219 0L187 1L180 5ZM186 95L189 104L196 101L199 103V98L191 90H188ZM261 211H264L262 205ZM241 231L239 234L219 231L209 237L203 249L202 264H213L217 253L225 251L252 257L255 259V264H264L263 232L251 229Z\"/></svg>",
	"mask_w": 264,
	"mask_h": 264
}]
</instances>
